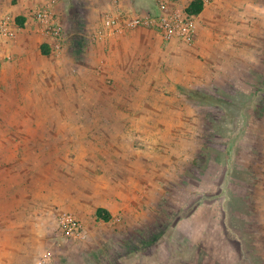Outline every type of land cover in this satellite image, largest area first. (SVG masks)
Returning <instances> with one entry per match:
<instances>
[{
    "label": "rangeland",
    "instance_id": "1",
    "mask_svg": "<svg viewBox=\"0 0 264 264\" xmlns=\"http://www.w3.org/2000/svg\"><path fill=\"white\" fill-rule=\"evenodd\" d=\"M108 4L0 0L10 29L0 32V208L41 232L62 212L81 219L84 241L54 227L62 262L264 264L251 144L264 120V76L238 77L243 90H256L227 103L217 87L228 78L212 77L208 95L196 30L190 42L152 46L140 77L107 74L90 45ZM44 6L61 25L59 52L35 17ZM253 37L262 40L253 53L264 54V0L253 7ZM99 206L110 220L95 217Z\"/></svg>",
    "mask_w": 264,
    "mask_h": 264
},
{
    "label": "crops",
    "instance_id": "2",
    "mask_svg": "<svg viewBox=\"0 0 264 264\" xmlns=\"http://www.w3.org/2000/svg\"><path fill=\"white\" fill-rule=\"evenodd\" d=\"M190 2L191 0H170L165 9H173L176 6L186 7ZM203 4L201 13L196 16L194 39V44L201 50L203 60L201 80L203 91L208 95L211 94L213 92L210 87V84L213 85L211 78L224 76L228 78L226 81L230 84L227 82V86L218 84L217 89L219 92L223 91L221 93L229 94L230 99L224 100L225 103L235 101V92L244 91L248 95L256 90L251 83L243 90L238 77L246 78L248 82L253 76H264V54L256 50L253 53V46L256 47L262 42L261 39L253 37V7L257 9L258 0H207ZM133 5L148 9L140 11L141 8ZM119 11L135 15L146 12L158 13L160 9L156 0H109L103 16L115 15ZM237 13L242 16L237 17L235 15ZM246 14H248L247 18ZM95 41L90 47L96 56L100 52V61L103 69L106 70L105 73L123 76L132 75L136 71L137 77H140L146 69L147 51L152 46L159 47L162 36L156 30L137 26L120 35L108 38L97 37ZM174 41L173 39L169 42ZM103 48L106 49L107 54L102 53ZM240 61L249 62V69L236 64ZM256 62L261 63L256 64ZM191 79H194V76ZM251 98L247 101L249 102ZM225 103L222 102L223 105ZM205 106L209 108L211 104L207 102ZM229 142L230 140L228 144ZM251 144L253 145V204L264 219V120L262 121V118L253 127ZM237 155L235 146L234 159ZM11 210L12 208H0V264H73L67 263L68 260L62 262V258L58 257L61 250L59 247L56 248V241L59 240L54 239L56 233H53L54 227L57 226L56 221L52 223L50 219L49 228H45L41 234L40 225L36 230L29 229L28 225L31 222L27 221L28 219L18 220L17 215ZM42 235L45 240L42 239ZM45 255H48L47 260L43 261Z\"/></svg>",
    "mask_w": 264,
    "mask_h": 264
},
{
    "label": "built area",
    "instance_id": "3",
    "mask_svg": "<svg viewBox=\"0 0 264 264\" xmlns=\"http://www.w3.org/2000/svg\"><path fill=\"white\" fill-rule=\"evenodd\" d=\"M170 0H156L160 11L158 13H139L130 15L119 11L117 14H107L102 20L96 33L98 37H111L124 33L126 30L137 26L149 27L160 33L163 40H179L190 42L196 30V16L186 12L185 7L176 6L173 9H165ZM207 0H202L206 2ZM36 19L50 32L52 51L59 52L63 46V35L59 21L52 15L48 6L35 11ZM2 35L10 33L6 22L0 23ZM61 234L72 241H84L87 238V230L84 222L72 212H62L56 220ZM44 256V260H47Z\"/></svg>",
    "mask_w": 264,
    "mask_h": 264
},
{
    "label": "trees",
    "instance_id": "4",
    "mask_svg": "<svg viewBox=\"0 0 264 264\" xmlns=\"http://www.w3.org/2000/svg\"><path fill=\"white\" fill-rule=\"evenodd\" d=\"M203 7L204 4L202 0H191V2L185 7V10L188 14L197 16L201 13ZM24 20H25L24 16L17 17V21L20 25H23ZM41 50L44 54L49 53L50 50L49 44L46 43L41 44ZM262 84H264V80H262ZM262 86L264 88V85ZM95 217L97 219L108 221L110 220L111 215L110 212L105 207L99 206L95 210Z\"/></svg>",
    "mask_w": 264,
    "mask_h": 264
}]
</instances>
